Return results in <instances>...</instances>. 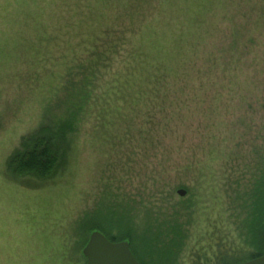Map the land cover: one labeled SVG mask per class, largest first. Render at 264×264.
<instances>
[{
    "label": "rangeland",
    "instance_id": "obj_1",
    "mask_svg": "<svg viewBox=\"0 0 264 264\" xmlns=\"http://www.w3.org/2000/svg\"><path fill=\"white\" fill-rule=\"evenodd\" d=\"M192 1L199 0H0V264H85L94 230L77 220L88 212L104 227L109 209L123 218L108 231L141 242L134 255L143 264H210L219 249L244 260L259 250L248 220L255 167L264 165L263 99L206 97L179 109L175 97L193 84L194 70L179 60L172 34L196 20L184 47L224 26L228 36L227 20L264 3L210 0L200 11ZM130 50L177 69L164 103L140 100L125 115L117 95L106 103L94 93L114 73L123 81ZM256 50L262 55L264 43ZM147 80L145 73L133 81L140 89ZM79 88L89 95L58 146L60 162L44 178L16 174L10 159L65 116Z\"/></svg>",
    "mask_w": 264,
    "mask_h": 264
},
{
    "label": "trees",
    "instance_id": "obj_2",
    "mask_svg": "<svg viewBox=\"0 0 264 264\" xmlns=\"http://www.w3.org/2000/svg\"><path fill=\"white\" fill-rule=\"evenodd\" d=\"M246 1L249 2V0ZM209 3H211L210 0H199L198 3L192 1L189 6L200 8L201 11V9H206ZM222 4H224L223 0ZM263 5L257 11L256 7L252 8V5H250V9H246L243 14H240L239 18L233 17L232 20H227L229 22L228 36L223 33V30L226 28L224 26L219 28L217 32L213 33L215 31L213 30L212 34H206L204 37H197V35L191 36V43L188 47H184V37L187 33H191L194 27L197 28L199 26V21L194 20L195 23L191 21L190 25L183 28V30L178 29L173 32V47H181L183 50L180 53V55L182 53L183 55L179 60L186 64L189 63L187 68L190 67L194 70L192 72L194 78L188 80L193 84H184L179 95L175 97L174 104L179 106V109L187 111L190 109V105L187 106V103L192 104L195 101L198 104L199 100L206 97L216 99L224 96L227 99L237 98L246 102L248 100H256L258 103L263 99L261 102H264V51L261 55L256 50L257 46H261V43H264ZM223 7L225 8V5ZM251 13L255 14L253 21L250 18ZM52 14L56 16L54 11H52ZM90 34L88 35L90 36ZM90 39L93 41L92 45H94L96 38L92 36ZM226 40L230 42L224 44ZM200 44L205 50V52H202V56H199V52L201 51L198 46ZM241 45L247 49H244V55L240 53L239 47ZM251 47L252 50L250 49ZM217 48V53H214ZM205 53H207L208 58L205 56ZM198 56L201 58V62L194 61ZM125 59H127L130 68L126 69L123 75V81L119 78L120 74L114 73L111 76L113 78L106 84V88L102 91L100 90L99 93L95 92L94 95L106 103L110 102L117 95L123 102L122 110H126L125 115L129 112L130 107L134 108L139 105L140 100H147L148 102L154 101L153 106H159L161 103H164L166 98L165 94L169 96L170 93L165 87L169 85L168 80L173 76L175 66L177 69V64L164 58L158 59L156 55L154 59L151 53L148 54L143 51L136 53L134 50L132 52L130 50L129 54H124L123 60ZM134 60L137 65V71L133 65ZM151 70L153 71L148 75V72ZM145 73L149 83L139 89L135 86L133 80L135 77H139ZM143 83H145L144 79H141L139 86ZM70 85H72L71 82ZM134 89H137V91H134ZM87 95L89 94L84 88L82 90L80 88L77 89L74 92L73 102H69L68 109L64 111L65 116L63 118H60L53 126L52 124L43 125L37 134L26 139L24 143L25 149L10 159L11 169L17 172L16 174L23 173L25 174L24 176L29 175L44 178L52 171L61 160L59 155L60 147L58 146H60L61 141H67L66 138L69 131L75 130L76 119L78 114L82 112V98L87 97ZM182 96H185L186 99H182ZM98 110L100 111V109ZM175 116L178 115L176 111H173L167 117L169 120ZM172 124L175 125L174 122ZM250 200L249 230L259 240L260 248L258 251L251 253L246 259L260 255L262 249V238L264 235V165L258 168L255 167ZM107 213L113 219L111 220L112 222L105 221L104 227L98 224L100 220L97 224L90 223L92 215L88 212L83 214L77 222L82 225L83 230L97 229L109 240H126L134 255V248L138 244H143L138 242V240L136 242V238L127 231L125 233L120 232L117 235L111 234L107 227L115 228V222H118L123 216L117 210L113 209H109ZM146 237L145 234L142 236L143 242L147 240ZM231 254L229 250L219 249L214 255L216 261L210 264H235L246 260L235 258ZM134 257L140 264H143L141 258H137L135 255Z\"/></svg>",
    "mask_w": 264,
    "mask_h": 264
},
{
    "label": "water",
    "instance_id": "obj_3",
    "mask_svg": "<svg viewBox=\"0 0 264 264\" xmlns=\"http://www.w3.org/2000/svg\"><path fill=\"white\" fill-rule=\"evenodd\" d=\"M177 192L180 195L184 194L182 189ZM82 253L86 258L85 264H140L132 254L129 243L126 240H109L98 230L90 233ZM235 264H264V235L261 254Z\"/></svg>",
    "mask_w": 264,
    "mask_h": 264
}]
</instances>
